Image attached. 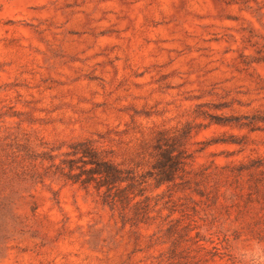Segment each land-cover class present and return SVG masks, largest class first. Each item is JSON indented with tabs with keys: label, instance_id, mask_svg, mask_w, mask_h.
Masks as SVG:
<instances>
[{
	"label": "rangeland",
	"instance_id": "obj_1",
	"mask_svg": "<svg viewBox=\"0 0 264 264\" xmlns=\"http://www.w3.org/2000/svg\"><path fill=\"white\" fill-rule=\"evenodd\" d=\"M188 122L201 128L192 170L210 186L264 160V0H0V157L107 138L135 162ZM26 165L0 170V264H264L248 173L217 199L151 188L132 224L93 189Z\"/></svg>",
	"mask_w": 264,
	"mask_h": 264
},
{
	"label": "trees",
	"instance_id": "obj_2",
	"mask_svg": "<svg viewBox=\"0 0 264 264\" xmlns=\"http://www.w3.org/2000/svg\"><path fill=\"white\" fill-rule=\"evenodd\" d=\"M200 129L188 122L180 129L157 131L142 147L139 153L142 158L135 162L119 159L115 150L105 144L107 138L77 141L69 144L65 152L61 147H48L47 143H41L42 150H38L25 142L4 150L0 170L5 176H10L7 172L14 176L17 169L26 174V163L33 168H38L39 164L45 168V173L36 172V178H58L85 190L93 189L104 205L118 212L123 222L132 224L148 217L151 188L167 187L164 194L192 191L202 198L217 199L224 181H232L235 192L243 191V174L248 173L247 183H251V194L256 195L259 222L264 218V160L226 166L221 169L220 178L210 186L212 173L201 171L196 175L192 170L195 157L190 143Z\"/></svg>",
	"mask_w": 264,
	"mask_h": 264
}]
</instances>
